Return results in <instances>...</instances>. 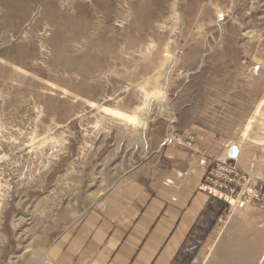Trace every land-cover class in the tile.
Instances as JSON below:
<instances>
[{"label":"rangeland","instance_id":"rangeland-1","mask_svg":"<svg viewBox=\"0 0 264 264\" xmlns=\"http://www.w3.org/2000/svg\"><path fill=\"white\" fill-rule=\"evenodd\" d=\"M198 143L213 202L177 264H264V0H0V264H59L113 185Z\"/></svg>","mask_w":264,"mask_h":264},{"label":"crops","instance_id":"crops-1","mask_svg":"<svg viewBox=\"0 0 264 264\" xmlns=\"http://www.w3.org/2000/svg\"><path fill=\"white\" fill-rule=\"evenodd\" d=\"M198 144L165 146L113 185L68 231L59 264H177L213 202Z\"/></svg>","mask_w":264,"mask_h":264},{"label":"built area","instance_id":"built-area-1","mask_svg":"<svg viewBox=\"0 0 264 264\" xmlns=\"http://www.w3.org/2000/svg\"><path fill=\"white\" fill-rule=\"evenodd\" d=\"M230 163H228V164H226L225 165V167H224V169L228 172V173H231L230 172V170L229 169H232V167L229 165ZM219 168V166H218V164H216L215 165V167H213V169L211 170V171H209L208 172V177L206 178V179H212L213 180V178L216 176L217 177V175H216V173H214L217 169ZM204 183H205V180H204ZM216 186V185H215ZM217 186L220 188V185L219 184H217ZM256 188H258V189H256L257 190V194H261L262 196H264V189H262V186H257ZM229 191H233V189H230L229 188ZM229 194H231V193H229ZM213 196H215L214 194H212Z\"/></svg>","mask_w":264,"mask_h":264},{"label":"bare ground","instance_id":"bare-ground-1","mask_svg":"<svg viewBox=\"0 0 264 264\" xmlns=\"http://www.w3.org/2000/svg\"><path fill=\"white\" fill-rule=\"evenodd\" d=\"M259 107V106H258ZM104 109H106L107 110V108H104ZM258 109V108H257ZM111 110V109H110ZM115 114L116 115H118V116H120V118L122 117H124L127 121H129V122H134L135 120H137V123H141V119L140 118H137L135 115H128V114H125V113H123V112H120V111H115ZM255 119V118H254ZM136 122V121H135ZM143 122V121H142ZM142 125H143V123H142ZM233 147L235 148H237V146L236 145H233ZM237 152V151H236Z\"/></svg>","mask_w":264,"mask_h":264},{"label":"water","instance_id":"water-1","mask_svg":"<svg viewBox=\"0 0 264 264\" xmlns=\"http://www.w3.org/2000/svg\"><path fill=\"white\" fill-rule=\"evenodd\" d=\"M227 154L230 158H235L237 153H236V150L234 147H230L228 150H227Z\"/></svg>","mask_w":264,"mask_h":264}]
</instances>
